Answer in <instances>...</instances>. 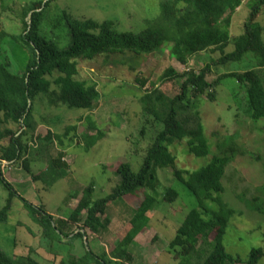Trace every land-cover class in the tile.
<instances>
[{
    "label": "trees",
    "instance_id": "obj_1",
    "mask_svg": "<svg viewBox=\"0 0 264 264\" xmlns=\"http://www.w3.org/2000/svg\"><path fill=\"white\" fill-rule=\"evenodd\" d=\"M0 1L3 6V1ZM53 1L40 0L20 6L19 12V7L15 10L4 7L14 11L21 24H17V30L12 32L2 25L0 47L11 39L16 47L26 51L28 65L23 74H18L11 71L8 63L0 61V183L8 192L6 204L0 208V224L8 222L14 199L19 197L29 217L40 226L42 236L51 244L66 241L74 248L77 240L86 239L84 253L74 254L72 249L62 258L61 264H132L131 246L137 236L148 228V212L157 197L149 193L145 195L140 206L134 209L126 235L111 252L105 249L98 252L87 232L99 237L107 229L108 222L103 217L112 204L124 200L126 196H137L142 189L154 187L157 169L175 165L176 157L170 149L175 143L185 141L189 153L197 157L211 153L197 103L202 96L215 101L217 88L223 79L232 77L240 83L245 90L252 119L264 118V26L258 22L264 13V0L164 1L155 24L137 33L117 30L113 20L80 19L64 11L71 33V42L64 48L40 32L44 11ZM245 2L251 3V9L244 32L234 41V50L227 53L225 49L231 42L233 14ZM182 3L184 6L181 7ZM228 10L230 13L226 16ZM165 44H170V55L183 65H188L194 55L203 51H220L221 56L212 63H206L199 71L187 69L179 72L173 66L166 69L160 80L176 83L181 79L179 92L171 94L162 87L152 85L140 96L142 112L162 124L147 149L140 170L135 171L128 162L120 163L116 173L120 175L121 182L111 193L94 199L96 183L93 181L83 189L78 205L67 218L58 219L54 213L47 211L45 205H38L21 195L6 177L4 163L11 165L22 161L23 169L32 175L34 182L44 181L54 185L63 177L60 168L67 166L61 152L75 145L78 137L75 134L78 129L76 124L67 126L64 133L49 130L43 138L37 136L43 142L36 149L33 143L36 142L38 127L34 117L36 98L43 94L51 107L65 105L92 110L97 105L100 91L97 82L76 78L80 60L92 61L101 54L115 53L146 56L162 50ZM248 53H253L259 60L257 68L224 72L213 81L208 79L214 72L213 66L241 61ZM141 83L145 85L146 81ZM83 136L87 140L83 147L89 150L104 137V133L99 130L90 135L86 131ZM55 143L61 149L58 158H54L50 151V146ZM29 154L46 163V167L37 174L31 170ZM236 154L216 156L206 165L186 171L188 179L181 178L198 198L201 209H193L186 215L177 236L170 242L171 249H180L177 252L180 264L243 262L240 257L229 253L223 244V237L236 210L222 196L225 191L222 179L226 166ZM178 197L175 189L167 188L163 201L173 203ZM206 202H211L215 208H207ZM71 225L79 231H67ZM263 256L262 248L253 249L246 264H259ZM0 264L41 263L31 254L20 257L0 249Z\"/></svg>",
    "mask_w": 264,
    "mask_h": 264
},
{
    "label": "rangeland",
    "instance_id": "obj_2",
    "mask_svg": "<svg viewBox=\"0 0 264 264\" xmlns=\"http://www.w3.org/2000/svg\"><path fill=\"white\" fill-rule=\"evenodd\" d=\"M2 1L0 29L3 25L12 32L17 30L21 22L14 11L5 10L4 7L13 10L19 7V12L24 5L40 0ZM164 1L172 0H55L44 11L40 32L59 47H67L71 42V33L64 18L66 11L80 19L113 20L117 30L137 33L155 24ZM250 9L251 3L245 2L233 14L231 42L225 52L234 50V41L243 34ZM229 13L228 10L226 16ZM258 22L264 26V13ZM169 45L165 44L162 50L146 56L115 53L101 54L92 61L80 60L76 78L97 82L100 91L97 105L92 110L68 108L65 105L51 107L46 97L39 95L34 101V117L38 127L36 142L34 138L32 142L36 149L43 142L38 137L43 138L49 130L64 133L67 126L76 124L78 129L75 134L78 137L75 145L62 152L56 143L50 146L53 157L58 158L61 152L62 160L67 164L60 168L63 177L54 185L44 181L34 182L32 175L23 169L22 161L11 165L5 162L6 177L18 192L38 205H45L47 211L54 213L58 219L67 218L78 205L83 189L93 181L96 183L94 199L111 193L121 182L120 175L116 173L120 163L128 162L135 171H139L155 133L162 128L161 123L142 112L140 96L150 90L152 85L162 87L171 94L179 92L181 79L176 83L160 80L166 69L173 66L179 72L187 69L199 71L206 63H212L221 56L220 51H203L194 55L188 65H183L170 55ZM0 61L8 63L11 71L18 74H23L28 65L26 51L16 47L11 39L0 47ZM258 61L253 53H248L241 61L213 66L214 72L208 79L213 81L224 72L257 68ZM142 81H146L145 85H142ZM217 91L215 101L202 96L197 103L211 153L197 157L189 153L185 141L172 145L170 149L176 157L175 165L157 169L154 187L142 189L137 196H126L124 200L112 204L103 217L108 222L107 229L99 237L87 232L98 252L104 249L111 252L115 248L129 229L134 209L140 206L149 193L157 197V201L148 212V228L137 236L131 246V262L180 264L177 258L180 249H171L170 242L177 236L186 215L193 209H201L198 198L181 178L188 179L186 171L196 170L216 156L234 152L237 153L236 157L226 166L222 179L225 187L222 196L236 213L223 237V244L229 253L243 260L237 264H246L253 249L264 250V118L254 120L250 117L245 90L235 78L223 79ZM99 130L104 133V137L91 149H85L83 146L87 140L83 132L95 135ZM27 157L34 174L46 167V163L35 155L29 154ZM178 173L182 177H178ZM167 188L179 193L173 203L163 201ZM7 198L8 192L0 183V208L6 204ZM205 205L215 208L211 202ZM76 229V226L71 225L67 231ZM85 241V238L77 240L74 248L67 245L66 241L51 244L42 236L40 226L29 217L19 197L14 199L8 222L0 224V249L20 257L31 254L41 264H61L62 258L72 249L74 254H83ZM259 264H264V256Z\"/></svg>",
    "mask_w": 264,
    "mask_h": 264
}]
</instances>
